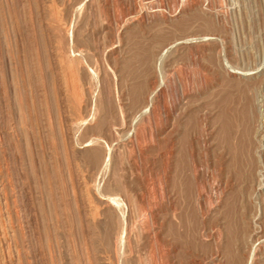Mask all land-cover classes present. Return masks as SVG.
I'll list each match as a JSON object with an SVG mask.
<instances>
[{
    "label": "rangeland",
    "instance_id": "374dc122",
    "mask_svg": "<svg viewBox=\"0 0 264 264\" xmlns=\"http://www.w3.org/2000/svg\"><path fill=\"white\" fill-rule=\"evenodd\" d=\"M0 264H264V0H0Z\"/></svg>",
    "mask_w": 264,
    "mask_h": 264
},
{
    "label": "bare ground",
    "instance_id": "6f19581e",
    "mask_svg": "<svg viewBox=\"0 0 264 264\" xmlns=\"http://www.w3.org/2000/svg\"><path fill=\"white\" fill-rule=\"evenodd\" d=\"M91 216V215H90ZM94 222V221H93Z\"/></svg>",
    "mask_w": 264,
    "mask_h": 264
}]
</instances>
